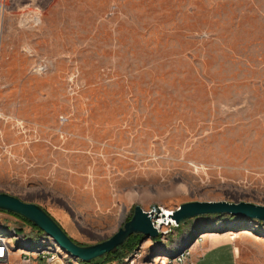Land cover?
Returning <instances> with one entry per match:
<instances>
[{
    "label": "rangeland",
    "instance_id": "1",
    "mask_svg": "<svg viewBox=\"0 0 264 264\" xmlns=\"http://www.w3.org/2000/svg\"><path fill=\"white\" fill-rule=\"evenodd\" d=\"M0 194L80 246L135 206H264V0H0ZM0 231L52 243L5 211ZM208 234L228 243L197 242L190 264H264V223L225 214L172 226L163 247ZM155 250L142 239L115 263Z\"/></svg>",
    "mask_w": 264,
    "mask_h": 264
},
{
    "label": "water",
    "instance_id": "2",
    "mask_svg": "<svg viewBox=\"0 0 264 264\" xmlns=\"http://www.w3.org/2000/svg\"><path fill=\"white\" fill-rule=\"evenodd\" d=\"M0 211L26 219L43 232L62 252L84 263H90L112 252L122 246L133 234L143 236V240L158 238L159 231L153 226V220L163 215L159 208L144 212L140 206H135L130 220L112 237L95 245L80 246L47 212L35 204L24 202L7 194H0ZM224 214L264 223V206L252 203L190 202L180 205L178 209L170 213L169 217L178 226L181 222L196 217ZM163 218L166 219V216Z\"/></svg>",
    "mask_w": 264,
    "mask_h": 264
},
{
    "label": "built area",
    "instance_id": "3",
    "mask_svg": "<svg viewBox=\"0 0 264 264\" xmlns=\"http://www.w3.org/2000/svg\"><path fill=\"white\" fill-rule=\"evenodd\" d=\"M153 226L157 229L155 220H153ZM172 226L177 227L175 224H170L165 230L157 229L159 231V238L162 242H164L165 237L169 235ZM13 239H17L20 245V239L15 234L0 231V264H10L12 256L17 252L22 262H28L29 258L38 255L42 256L48 263L59 259L57 251L61 250L55 247L56 245L53 242H46L42 239L41 242L44 246H40L36 249H31L29 243L23 244L22 248L19 246L14 248L11 245ZM200 241L201 238H199L198 235L193 238V243ZM190 247L191 246L180 249L175 255L169 254L166 251H154L151 254H147V256L134 255L122 260L119 264H190Z\"/></svg>",
    "mask_w": 264,
    "mask_h": 264
},
{
    "label": "crops",
    "instance_id": "4",
    "mask_svg": "<svg viewBox=\"0 0 264 264\" xmlns=\"http://www.w3.org/2000/svg\"><path fill=\"white\" fill-rule=\"evenodd\" d=\"M208 235H212V236H208V238H204V240H201L200 241V243H202L201 246H199L200 247L199 249H201V251L202 250L208 251L209 248H212V247H214L216 245L228 243L226 240H225V242H221L218 238H216L217 235H214V234H208ZM233 239H234V237H231V240H233ZM143 241H147V243H149V245H152L158 251H166L167 253L172 254L171 253V250L166 249V248L163 247V242H162V240H160V238H159V240L158 239L157 240H155V239H145ZM164 242H166V240ZM187 242L188 241H184V242H181L180 241L179 243L174 244L172 246L175 249H177V251H179L180 249H182L184 247H189V246L193 247L196 244V243H193V240L189 244H187ZM191 247H190V249H191ZM57 253L59 255V259L57 261L48 263L44 259L45 260V263L46 264H65L64 261H63V259H70L71 260L70 264H103L102 263L103 261L100 258H99L100 261H97V262H96V260H98V259H96L94 261H91L90 263H84L82 261L75 260V259L71 258L70 256H68L67 254H65L62 251H59L58 250ZM234 253H235V255L238 256V258L240 257V250L236 246L234 247ZM11 261H12V258H11ZM11 261H10V264H12ZM16 264H27V262H22L20 255H18V261H17ZM108 264H118V263L113 262V263H108Z\"/></svg>",
    "mask_w": 264,
    "mask_h": 264
},
{
    "label": "trees",
    "instance_id": "5",
    "mask_svg": "<svg viewBox=\"0 0 264 264\" xmlns=\"http://www.w3.org/2000/svg\"><path fill=\"white\" fill-rule=\"evenodd\" d=\"M16 216H18V215H16ZM133 236L134 235H131L129 238H127L122 246L116 248L112 252H110V253L104 255L103 257H101L100 259H102V261H103L102 263L103 264L113 263V262L119 261L120 259L125 257L126 252L128 250H131L133 245L138 244L143 239V236L137 235L139 237V239L136 242H132ZM92 261H94V260H92Z\"/></svg>",
    "mask_w": 264,
    "mask_h": 264
},
{
    "label": "bare ground",
    "instance_id": "6",
    "mask_svg": "<svg viewBox=\"0 0 264 264\" xmlns=\"http://www.w3.org/2000/svg\"><path fill=\"white\" fill-rule=\"evenodd\" d=\"M169 215L170 213L164 214L163 212L162 216H159L157 220L155 219V226L157 227V229H163L164 227L174 223V221L170 219ZM164 216H166V219L163 218Z\"/></svg>",
    "mask_w": 264,
    "mask_h": 264
}]
</instances>
